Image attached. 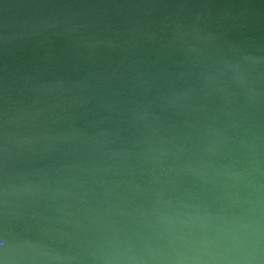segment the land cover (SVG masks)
Listing matches in <instances>:
<instances>
[{"label": "water", "instance_id": "water-1", "mask_svg": "<svg viewBox=\"0 0 264 264\" xmlns=\"http://www.w3.org/2000/svg\"><path fill=\"white\" fill-rule=\"evenodd\" d=\"M0 264H264V0H0Z\"/></svg>", "mask_w": 264, "mask_h": 264}]
</instances>
